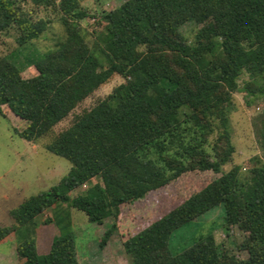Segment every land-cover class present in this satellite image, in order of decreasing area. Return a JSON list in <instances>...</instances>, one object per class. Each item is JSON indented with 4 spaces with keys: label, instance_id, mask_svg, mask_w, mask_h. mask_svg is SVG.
<instances>
[{
    "label": "trees",
    "instance_id": "16d2710c",
    "mask_svg": "<svg viewBox=\"0 0 264 264\" xmlns=\"http://www.w3.org/2000/svg\"><path fill=\"white\" fill-rule=\"evenodd\" d=\"M30 1L56 5L65 38L30 63L36 72L28 76L0 56V114L5 107L25 122L15 129L20 137L36 141L48 135L113 74L125 81L45 143L71 165L56 184L10 210L14 222L0 226V240L67 202L96 224L112 217L100 238L103 245L123 204L186 171L211 170L221 173L122 240L130 264H264V163L251 169L247 189L238 165L221 171L234 151L231 94L242 72L251 78L264 75V0H130L103 16V31L93 45L75 24L87 15L82 0ZM188 21L195 24L193 40L180 30ZM13 24L19 45L46 27L43 19L21 16L12 0H0V31ZM259 137L264 147V126ZM84 184L83 193L70 196ZM220 203L225 229L246 221L253 259L245 262L227 253L212 238L172 253L173 231ZM15 252L20 264H79L70 232L55 236L47 251L39 252L26 238Z\"/></svg>",
    "mask_w": 264,
    "mask_h": 264
},
{
    "label": "rangeland",
    "instance_id": "374dc122",
    "mask_svg": "<svg viewBox=\"0 0 264 264\" xmlns=\"http://www.w3.org/2000/svg\"><path fill=\"white\" fill-rule=\"evenodd\" d=\"M12 2L21 16L32 21H46L44 31L22 45L16 41L18 29L15 24L0 31V56L23 68L24 75L28 76L36 72L30 63L42 53L54 49L65 38V29L61 22V12L56 5H36L30 0ZM129 3L130 0H82L81 9L87 15L75 24L85 40L93 45L103 31V16L118 6ZM180 30L189 40H193L195 24L192 21L182 24ZM124 81L123 76L113 74L57 122L48 135L36 141L26 140L15 132V129L23 128L25 122L11 115L4 107L5 115L0 114V226L14 222L10 215L11 209L28 196L56 184L67 173L70 162L47 150L45 143L68 127L75 115L91 108ZM231 95L229 126L234 151L231 159L221 166V171L238 165L241 184L247 189L252 183L251 169L264 163V147L259 137L264 126V75L251 78L247 72H242L238 87ZM216 136V132L209 136L210 143ZM207 150L210 151L209 146ZM220 173L211 170L186 171L168 184L149 191L141 199L123 204L117 227L103 245H99V242L112 221L110 215L102 223L96 224L89 221L82 211L70 207L67 202H59L37 215L35 225L22 227L0 240V264H20L15 246L23 239H33L37 250L44 252L49 249L55 236L66 232L73 235L79 264H130V256L124 252L122 240L218 177ZM85 188L86 186L75 188L70 196L83 193ZM47 218L51 220L46 221ZM208 238H212L222 250L245 262L253 259L247 252L246 221L241 220L225 229L221 203L175 229L170 236L169 248L172 253H178L195 242Z\"/></svg>",
    "mask_w": 264,
    "mask_h": 264
},
{
    "label": "built area",
    "instance_id": "2783aa9c",
    "mask_svg": "<svg viewBox=\"0 0 264 264\" xmlns=\"http://www.w3.org/2000/svg\"><path fill=\"white\" fill-rule=\"evenodd\" d=\"M83 186H86L85 184Z\"/></svg>",
    "mask_w": 264,
    "mask_h": 264
}]
</instances>
